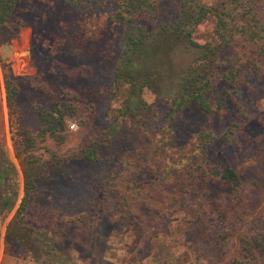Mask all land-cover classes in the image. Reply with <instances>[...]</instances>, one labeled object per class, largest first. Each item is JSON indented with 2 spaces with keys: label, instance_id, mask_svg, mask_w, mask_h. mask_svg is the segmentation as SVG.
I'll return each mask as SVG.
<instances>
[{
  "label": "rangeland",
  "instance_id": "obj_1",
  "mask_svg": "<svg viewBox=\"0 0 264 264\" xmlns=\"http://www.w3.org/2000/svg\"><path fill=\"white\" fill-rule=\"evenodd\" d=\"M156 1L127 21L116 0H14L0 23L6 255L264 264V0H239L255 43L216 37L227 0Z\"/></svg>",
  "mask_w": 264,
  "mask_h": 264
},
{
  "label": "trees",
  "instance_id": "obj_2",
  "mask_svg": "<svg viewBox=\"0 0 264 264\" xmlns=\"http://www.w3.org/2000/svg\"><path fill=\"white\" fill-rule=\"evenodd\" d=\"M13 2L14 0H0V23L4 22L5 18H7L8 15L10 14V11L13 6ZM116 3L120 8V10L122 11V13H120L121 16L125 18V20L127 21L133 20L140 15L143 16L153 15V10L156 8L158 4L156 0H116ZM196 5L197 4H195V6L193 7L194 11L189 13L188 22L191 25L193 24V26L194 24L196 25L199 22L198 21L199 19H201L202 17L206 16L209 13H212L211 9H207L205 8V6H201V5H197L199 6V8L195 9ZM244 14H245L244 9L241 7L239 0H227L226 2L222 3L220 12L216 14L217 27L215 28L216 37L220 39L222 43L227 42L229 41V39H231L233 31L239 33L245 30L246 32L247 28L249 29V32L248 35L245 36H248V38H250L251 41H253L252 43H255L256 40L258 39H263V36L260 35L261 33L256 27L257 26V24L255 23L256 19L251 21L254 23L251 24V27L245 28V24L249 21L247 18L248 16ZM227 15L229 18H227ZM244 16L246 17L243 18ZM227 21L232 22L233 25L231 27L234 30L232 31V33H230L231 36L224 35V32L222 30L224 27L227 26ZM241 26L242 28H240ZM189 34H191V30ZM127 39H128V43H131V47H132V54L130 55V58H132V56L136 58L137 51L144 50V47L142 46V41L143 39L145 40V38L142 39L140 34L139 35L135 34L133 36L129 35ZM258 44L261 48V51H264V43L261 42V44L260 43ZM3 76L6 87L7 89H9L8 87L9 83H12L13 79L9 77V72L7 71L3 73ZM138 79L139 77L137 74L135 76H132L130 81H132V83L136 85V83H138ZM146 81H147V77H143L141 79V82H139V89L143 83H146ZM201 86H205V85H201ZM86 158H89V156H86ZM33 187L34 184L32 183V181H30V179H27L24 185V191L26 196L31 192Z\"/></svg>",
  "mask_w": 264,
  "mask_h": 264
},
{
  "label": "crops",
  "instance_id": "obj_3",
  "mask_svg": "<svg viewBox=\"0 0 264 264\" xmlns=\"http://www.w3.org/2000/svg\"><path fill=\"white\" fill-rule=\"evenodd\" d=\"M8 219H5L3 225L0 226V264H39L38 262L25 260L21 256H9L5 254L4 235L6 234Z\"/></svg>",
  "mask_w": 264,
  "mask_h": 264
}]
</instances>
